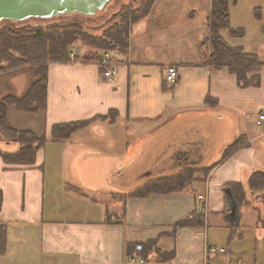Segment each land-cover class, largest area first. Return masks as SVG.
I'll use <instances>...</instances> for the list:
<instances>
[{
	"label": "crops",
	"instance_id": "0c3cea01",
	"mask_svg": "<svg viewBox=\"0 0 264 264\" xmlns=\"http://www.w3.org/2000/svg\"><path fill=\"white\" fill-rule=\"evenodd\" d=\"M210 1L155 0L148 15L132 25L126 54L111 52L116 61L111 77L94 61L50 62L45 108L23 112L6 106L8 126L31 130L46 141L30 165L7 163L0 156V220L7 228L0 264H208L213 253L207 248L214 245L206 226L209 217H218L217 225L227 223L232 204L227 184L240 183L245 191L251 173L264 172V157H257L264 153V121L259 119L264 66L259 86L239 87L227 68L203 64L199 46L208 33ZM229 13L231 25L239 27ZM221 35L231 45H242L239 38ZM169 66L178 73L173 83L164 79ZM0 77L4 81L7 75ZM34 80L17 76L12 90L19 94ZM10 86L2 87L0 100L13 94ZM207 96L216 104H207ZM110 110L117 112L114 121H93L65 140H51L54 123ZM228 121L231 135L223 138ZM215 122L220 128H213ZM217 136L223 138L219 157L210 159ZM238 138L241 143L222 157ZM17 147L7 136L0 139L1 150ZM140 154L143 162L137 161ZM137 163V173L127 181L141 177L140 185L186 166L210 169L182 190L125 196L140 186L127 187L130 182L122 178ZM200 202H205V226L173 231V224ZM238 207L229 216L233 224L241 217ZM149 240L161 251H174V257L161 261L150 253L144 262L130 261L134 245Z\"/></svg>",
	"mask_w": 264,
	"mask_h": 264
},
{
	"label": "trees",
	"instance_id": "16d2710c",
	"mask_svg": "<svg viewBox=\"0 0 264 264\" xmlns=\"http://www.w3.org/2000/svg\"><path fill=\"white\" fill-rule=\"evenodd\" d=\"M155 0H128L112 13L109 18L96 27L99 34H90L84 29L83 23L78 19L62 22H51L46 25H15L12 21L3 19L9 23L0 21V72L23 64H34L37 67V77L22 96L7 94L0 100V128L5 136L18 144L17 149L6 151L0 149V156L7 163L30 165L35 160L36 151L43 147L46 139L37 136L27 129H15L7 125L5 113L7 105H14L18 110L34 112L44 109L46 106L47 68L50 62L81 61L98 62L102 52L126 54L129 46L130 30L132 25L143 19L150 12ZM236 0H211L210 10L205 18L207 24V36L200 42V51L203 55V64L211 69L222 67L234 74L239 87L259 86L260 75L258 71L264 66V61L259 55L247 51L242 45H231L221 35L226 29L234 37L243 35L241 27H233L230 23V6ZM12 22V23H11ZM80 43L86 47L82 55L72 54L71 47ZM113 57V56H112ZM114 59V57H113ZM115 60V59H114ZM116 62V61H115ZM4 63V64H3ZM209 105H215L216 101L211 96L205 98ZM116 110H110L105 115H96L91 119L71 122L54 123L50 128L51 140L62 141L84 127L98 120L114 121ZM238 138L228 145L222 157L230 154L240 143ZM210 167L186 166L177 173L149 179L142 185L130 191L125 196L143 197L151 192L178 191L186 188L199 177V172L207 173ZM251 191L264 188V172L256 170L248 178ZM232 193V205L239 206L247 201L245 191L240 183H229ZM2 192L0 190V205ZM236 208V207H235ZM225 213L228 226L233 225L234 220ZM206 224V216L202 211L194 209L187 217L173 224V231L182 227H203ZM231 227V226H230ZM230 238L235 235L234 229H230ZM7 245V228L0 220V255L4 254ZM150 253H155L161 261H168L174 257V251H161L155 246V240H149L142 244L140 251L135 250L130 255H140L145 259Z\"/></svg>",
	"mask_w": 264,
	"mask_h": 264
},
{
	"label": "rangeland",
	"instance_id": "374dc122",
	"mask_svg": "<svg viewBox=\"0 0 264 264\" xmlns=\"http://www.w3.org/2000/svg\"><path fill=\"white\" fill-rule=\"evenodd\" d=\"M127 1L128 0H110L102 10L97 11L95 15L90 16L79 13H69L59 14L49 18L30 17L24 20H14L12 22L15 25L28 24L35 26L46 25L51 22H62L71 19H78L83 23L84 29L87 32L90 34H99L100 30L96 29V27L102 25L112 13L117 11L122 6V4L126 3ZM230 7H232L230 9L233 20L238 21L240 23L239 27L243 29L242 36L232 37L241 39L240 43H242V46L245 50L257 53L260 59L264 61V0H237V3L234 5V7L232 5ZM1 23L4 24L9 22L3 20ZM222 33L226 34L225 36L230 39L231 35L229 34L228 30L224 29L222 30ZM85 50L86 47L80 43H76L71 47L72 54L82 55ZM0 74L7 75V78L4 81L0 77V91H4L2 87H8L9 83L11 85L9 92L13 93L12 95L19 97L27 91L31 83L25 88V90H22L19 92V94H17L14 92V90H12V80H15V78L20 75H23L24 78L28 79V81H31L33 77L35 79L37 77V67L34 64H23L3 70L0 72ZM5 95L7 94L2 95L1 98ZM230 121L226 122V126L224 125V133L226 134H224L223 138L229 137L228 135H231V130L229 127L231 126ZM217 125L218 123L215 122L213 128H220V126ZM227 125L230 131L226 129ZM216 132L217 135L220 133L219 130ZM221 136H217V138L215 137L212 145L210 146V159L219 157L221 142L223 139H220ZM4 137L5 134L0 128V139ZM260 141L262 143L261 146L264 147V136ZM257 157H264V153L258 154ZM144 158L145 155L140 154L137 156V161L143 162ZM138 166L139 164L137 163L135 166L130 167V169L123 175L122 178H126V182H130L127 184V187H135L141 184V177H135L133 183H131V180L127 181V177L131 173H137ZM166 173L168 174L169 172ZM245 191V197L247 201L239 205V207L237 206L241 212V217L238 224L230 225V227L227 226V223L223 224L220 222V227L217 225L218 223L215 222L218 217H214L213 219L209 217V225L207 224L208 226H206L208 227L209 239L212 245L216 246L217 248L224 247L226 252L213 253L208 264H264V188L252 191L253 193H250L251 191L249 188H246ZM253 205H256L257 208H252ZM231 228H233L235 232V235H233L232 238H230Z\"/></svg>",
	"mask_w": 264,
	"mask_h": 264
},
{
	"label": "water",
	"instance_id": "95a60500",
	"mask_svg": "<svg viewBox=\"0 0 264 264\" xmlns=\"http://www.w3.org/2000/svg\"><path fill=\"white\" fill-rule=\"evenodd\" d=\"M110 0H0V21L24 20L30 17L49 18L59 14L79 13L95 15L102 10ZM231 199L230 188H225ZM235 205L229 207L233 214Z\"/></svg>",
	"mask_w": 264,
	"mask_h": 264
},
{
	"label": "built area",
	"instance_id": "2783aa9c",
	"mask_svg": "<svg viewBox=\"0 0 264 264\" xmlns=\"http://www.w3.org/2000/svg\"><path fill=\"white\" fill-rule=\"evenodd\" d=\"M97 64L103 70V74L105 76L111 77L114 74L116 63H115V60L113 59L110 51L102 52V55H101L100 59L98 60ZM177 77H178L177 69H175L172 66H169L167 68V72L164 76L165 81L168 83H173L176 81ZM259 119L264 121V112L259 113ZM198 198L203 199V196L198 195ZM205 209H206L205 202H200L199 204H197V210L205 211ZM141 249H142L141 243L135 244V250L136 251H140ZM207 251L212 252V253H223V252H225V248L224 247H218L217 248L215 246H209L207 248ZM130 261H132L134 263H141V262L145 261V258L143 256H140V255H132L130 257Z\"/></svg>",
	"mask_w": 264,
	"mask_h": 264
}]
</instances>
